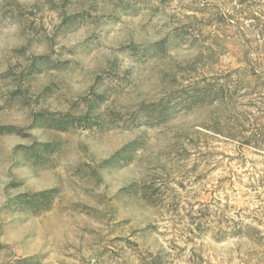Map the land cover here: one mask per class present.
I'll list each match as a JSON object with an SVG mask.
<instances>
[{
  "label": "rangeland",
  "instance_id": "rangeland-1",
  "mask_svg": "<svg viewBox=\"0 0 264 264\" xmlns=\"http://www.w3.org/2000/svg\"><path fill=\"white\" fill-rule=\"evenodd\" d=\"M0 264H264V0H0Z\"/></svg>",
  "mask_w": 264,
  "mask_h": 264
}]
</instances>
